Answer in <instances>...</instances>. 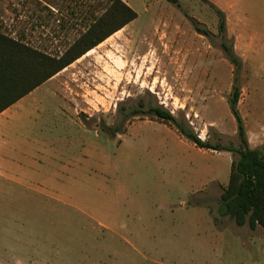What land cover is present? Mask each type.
Instances as JSON below:
<instances>
[{
	"label": "rangeland",
	"instance_id": "obj_1",
	"mask_svg": "<svg viewBox=\"0 0 264 264\" xmlns=\"http://www.w3.org/2000/svg\"><path fill=\"white\" fill-rule=\"evenodd\" d=\"M44 1L55 10L50 9L44 32H32L33 41L43 33L41 43L49 52L63 51L86 29L79 3L97 0ZM210 1L225 11L228 38L244 59L239 108L250 144L264 150V0ZM127 2L139 16L49 81L64 99L63 111L82 126L67 130L91 129L82 141L94 151L88 172L81 169L67 186L73 206L51 199L42 215V202L39 207L27 202L28 219L48 228L51 263L264 264L263 229L237 225L220 212L233 153L198 148L175 127L147 115L126 118L133 108L161 105L202 139L239 145L227 101L234 66L218 45L216 9L202 0ZM11 4L0 0V26L9 32L16 24ZM192 18L212 32L216 44L196 31ZM58 19L64 20L63 29ZM38 99L46 112L57 114L46 91ZM79 146L72 143L65 157L79 156ZM15 202L0 194V227L17 232L13 215L26 202ZM100 219L115 229L99 226ZM14 236L0 237L10 243Z\"/></svg>",
	"mask_w": 264,
	"mask_h": 264
},
{
	"label": "crops",
	"instance_id": "obj_2",
	"mask_svg": "<svg viewBox=\"0 0 264 264\" xmlns=\"http://www.w3.org/2000/svg\"><path fill=\"white\" fill-rule=\"evenodd\" d=\"M50 9L55 10L44 0H12L10 18L16 24L10 32L3 30L2 26L0 30L16 40L49 52L47 45L41 43L43 33L37 43L33 41L32 32L37 28L44 32ZM50 79L0 112V194L9 196L17 206H21V200L26 202L13 215L17 232L0 227V236L15 234L14 241L10 243L2 242L0 237V264H52L51 250L54 248H50L48 228L36 227L28 219L27 202L35 201L37 207L42 202V215L44 211L49 212L51 199L73 206V196L67 186L79 179L81 169L85 168L88 172L86 165L91 164L94 156L92 147L82 141L91 129L82 131L75 115L63 111L64 99L51 91ZM44 91L54 100L57 114L51 115L46 112L48 109L41 107L43 100H39L38 96ZM73 125H78L79 131L67 130ZM74 142L80 143L81 152L79 156L67 159L65 156ZM51 165L56 167L52 171H44ZM98 225L115 229L113 224L101 219ZM121 226L126 228L124 224ZM4 256L10 257V260Z\"/></svg>",
	"mask_w": 264,
	"mask_h": 264
},
{
	"label": "trees",
	"instance_id": "obj_3",
	"mask_svg": "<svg viewBox=\"0 0 264 264\" xmlns=\"http://www.w3.org/2000/svg\"><path fill=\"white\" fill-rule=\"evenodd\" d=\"M169 1L180 4L179 0ZM202 1L212 5L219 15L221 41L218 45L234 66L233 83L227 101L237 122L239 145H225L202 139L188 122L180 121L161 105H150L146 109L133 108L126 118L147 115L152 120L175 127L182 137L198 148L233 153L235 157L231 163L229 182L221 194L220 212L229 215L237 225L248 224L252 229L261 227L264 231V150L250 145L245 121L239 108L244 59L236 51L233 40L228 38L225 11L210 0ZM78 6L79 15L87 20L86 29L61 52H46L16 40L0 30V112L139 16L125 0H97L96 3L93 1L88 4L81 2ZM71 12L75 14L77 11ZM58 20L60 23L58 28L63 29L64 20ZM191 20L198 33L208 36L211 43L216 44L211 31L199 26L195 18ZM140 106L145 105L140 102ZM121 130V126L115 127L114 133Z\"/></svg>",
	"mask_w": 264,
	"mask_h": 264
},
{
	"label": "bare ground",
	"instance_id": "obj_4",
	"mask_svg": "<svg viewBox=\"0 0 264 264\" xmlns=\"http://www.w3.org/2000/svg\"><path fill=\"white\" fill-rule=\"evenodd\" d=\"M120 31H121V30H119V31H117V32H120ZM117 32H116V33H117ZM111 38H112V36H110L107 40H110ZM161 38H162V37H161ZM107 40H106V41H107ZM153 46H154V45H153ZM94 50H95V48L91 49L90 51H88V52L86 53V55L92 53ZM116 51H118V50L116 49ZM111 55H112V57H114L112 52H110L108 56L111 58ZM146 58H147V57L145 56V59H146ZM147 59H148V58H147ZM121 67H122V66H121Z\"/></svg>",
	"mask_w": 264,
	"mask_h": 264
}]
</instances>
